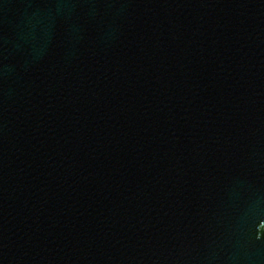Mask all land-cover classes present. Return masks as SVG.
Wrapping results in <instances>:
<instances>
[{"label":"water","instance_id":"95a60500","mask_svg":"<svg viewBox=\"0 0 264 264\" xmlns=\"http://www.w3.org/2000/svg\"><path fill=\"white\" fill-rule=\"evenodd\" d=\"M0 264H264V0H0Z\"/></svg>","mask_w":264,"mask_h":264}]
</instances>
